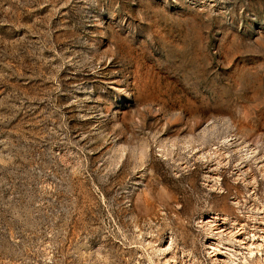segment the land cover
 Instances as JSON below:
<instances>
[{
  "label": "rangeland",
  "instance_id": "obj_1",
  "mask_svg": "<svg viewBox=\"0 0 264 264\" xmlns=\"http://www.w3.org/2000/svg\"><path fill=\"white\" fill-rule=\"evenodd\" d=\"M210 243L264 264V0H0V264Z\"/></svg>",
  "mask_w": 264,
  "mask_h": 264
},
{
  "label": "bare ground",
  "instance_id": "obj_2",
  "mask_svg": "<svg viewBox=\"0 0 264 264\" xmlns=\"http://www.w3.org/2000/svg\"><path fill=\"white\" fill-rule=\"evenodd\" d=\"M216 219H210V220H207L206 222V225L207 226H212L215 230H216V234H226V233H229L227 232L228 229L225 228V225L223 224H217L216 221H217V216L215 217ZM225 219V218H224ZM222 223V222H221ZM219 225V226H218ZM217 226V227H216ZM231 231V230H230ZM234 234V233H233ZM211 246L213 248V253L212 255L215 257V260L219 263V264H224L226 262L225 259H222L221 257H219L221 255V252H220V249L217 248L216 244L214 243H210ZM258 244V243H257Z\"/></svg>",
  "mask_w": 264,
  "mask_h": 264
}]
</instances>
